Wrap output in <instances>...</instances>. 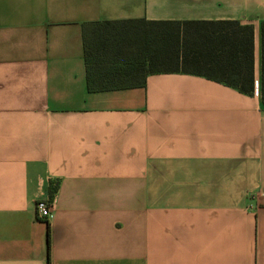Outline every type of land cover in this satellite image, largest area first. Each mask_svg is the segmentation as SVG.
<instances>
[{"label": "crops", "instance_id": "crops-1", "mask_svg": "<svg viewBox=\"0 0 264 264\" xmlns=\"http://www.w3.org/2000/svg\"><path fill=\"white\" fill-rule=\"evenodd\" d=\"M134 19L200 23L190 71L89 93ZM263 86L264 0H0V264H264Z\"/></svg>", "mask_w": 264, "mask_h": 264}, {"label": "trees", "instance_id": "trees-1", "mask_svg": "<svg viewBox=\"0 0 264 264\" xmlns=\"http://www.w3.org/2000/svg\"><path fill=\"white\" fill-rule=\"evenodd\" d=\"M199 24L144 19L83 24L87 91L95 93L144 87L150 74L189 72V42L185 36H189L193 27ZM229 24L234 25L233 22ZM128 37L133 40L128 41ZM133 47L135 51L131 52ZM240 93L252 95L254 90H240ZM260 98L264 107V86L260 90ZM49 241L48 228V245Z\"/></svg>", "mask_w": 264, "mask_h": 264}, {"label": "built area", "instance_id": "built-area-1", "mask_svg": "<svg viewBox=\"0 0 264 264\" xmlns=\"http://www.w3.org/2000/svg\"><path fill=\"white\" fill-rule=\"evenodd\" d=\"M52 206H53L52 200H44L37 202L35 206L36 216L40 220H47L52 211Z\"/></svg>", "mask_w": 264, "mask_h": 264}, {"label": "rangeland", "instance_id": "rangeland-1", "mask_svg": "<svg viewBox=\"0 0 264 264\" xmlns=\"http://www.w3.org/2000/svg\"><path fill=\"white\" fill-rule=\"evenodd\" d=\"M127 40L131 42V41L133 40V38H131V37H128V39H127Z\"/></svg>", "mask_w": 264, "mask_h": 264}]
</instances>
